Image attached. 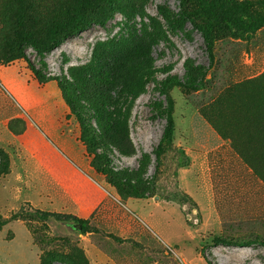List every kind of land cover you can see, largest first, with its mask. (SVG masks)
I'll use <instances>...</instances> for the list:
<instances>
[{
    "label": "rangeland",
    "instance_id": "obj_1",
    "mask_svg": "<svg viewBox=\"0 0 264 264\" xmlns=\"http://www.w3.org/2000/svg\"><path fill=\"white\" fill-rule=\"evenodd\" d=\"M214 1L230 16L205 13ZM244 16L264 20V0H0V264H92L86 234L35 208L89 219L102 264H264V25L239 29ZM27 58L61 81L41 82ZM170 78L199 87L170 88L175 127L157 163ZM123 82L111 93L132 154L99 135L85 143L67 97L99 131L96 93ZM96 151L149 196L121 195ZM134 216L155 218L160 238L128 229Z\"/></svg>",
    "mask_w": 264,
    "mask_h": 264
},
{
    "label": "trees",
    "instance_id": "obj_2",
    "mask_svg": "<svg viewBox=\"0 0 264 264\" xmlns=\"http://www.w3.org/2000/svg\"><path fill=\"white\" fill-rule=\"evenodd\" d=\"M218 9L221 12H223L227 17L230 16L228 8L223 6V4L220 1H214L210 4H205L203 7V10L205 13L210 14L213 12V10ZM215 21V17H214ZM216 22V21H215ZM217 23V22H216ZM213 24V23H212ZM264 25V20H255L251 19L249 17H243L241 21L238 23V28L240 29H249V30H257L259 27ZM210 24L206 29H201L202 35L205 38L208 45L211 42L210 38ZM27 61L29 62L30 68L32 72L36 75V77L41 81L45 82L52 79H58L54 76H44L40 73L38 68L34 65L31 59L27 58ZM60 80V79H58ZM61 81V80H60ZM130 82H123L121 84L117 83L116 87L114 85H108L104 84L102 85L97 92L96 96V102L100 104V107L97 109L96 115L100 114V129H96L91 122H89L87 115L85 112L81 111L80 108H77L75 106V102L72 96H67L68 100L71 103V106L77 115L78 119L81 122L82 126V140L87 143L89 140L93 141L94 143L97 142L96 135H99L100 138H103L106 142H110L116 147H118L121 152L123 153H131L133 152V144L131 141V138L129 136V128H128V115L125 111H122L121 108H118L117 106L120 104H115L113 101H117V98L112 95V91L117 88L118 90L128 89ZM180 86V87H199L198 84H191L190 82H187L186 80H181L178 78H170V80L164 81L160 83L159 91L162 95L165 97V103L161 101L159 104V111L162 113V115L165 118V125L163 129V133L161 135V138L159 140L158 146L153 150V153L155 154L157 163L159 162L160 154H161V146L164 142L169 141L174 132V119H173V101L170 95V88L172 86ZM122 88V89H121ZM116 89V90H117ZM121 106V105H120ZM118 108V110H115ZM261 131V130H260ZM93 158V167L100 173L106 176L107 181L116 186L120 192L121 195H128V196H136L139 198L148 197L149 194L144 193H138L135 192L132 185H129L127 180V176H122L120 178V173L118 171H114V168L110 166L109 163V157L107 156V153L104 152V158L107 159V163L101 159H98V157L101 155V152L96 151ZM190 160H186L179 163V167H187L190 162ZM110 166L109 168H107ZM3 172L6 173L8 169V164H3ZM127 185L129 190H125V188L121 187V185ZM155 186V182L153 181L152 187ZM35 213L38 216V218L42 220H48L50 218L64 222V221H75L80 222L82 224V234H86L88 231H90V220L87 218H81L73 213H66L61 211H54V210H45L40 208H35ZM120 240V239H119ZM234 240H232L229 237H222V236H215V244L219 243H233ZM205 253V252H204ZM203 256L206 258V260L210 264H214L206 254H203ZM46 262V263H45ZM54 264V261L52 258H44L42 260V264Z\"/></svg>",
    "mask_w": 264,
    "mask_h": 264
},
{
    "label": "crops",
    "instance_id": "obj_3",
    "mask_svg": "<svg viewBox=\"0 0 264 264\" xmlns=\"http://www.w3.org/2000/svg\"><path fill=\"white\" fill-rule=\"evenodd\" d=\"M41 164V163H40ZM42 165V164H41ZM43 166V165H42ZM180 168H185V167H180ZM44 170L47 172V175L49 176H54V169L53 168H45L44 167ZM68 193V192H67ZM78 200V198L76 199ZM132 200H127V203H130ZM127 203L124 204L125 205V208H127ZM79 204V208L80 209H84L86 206L83 204V203H78ZM114 220H117L116 217L114 218ZM131 222L128 224L129 228L128 229H132L133 233L134 234H138V236L141 234V231L143 233H145L147 231V229H149L152 233H153V237L154 238H160L157 233H158V225L157 223H155L156 219L154 218V220H151L149 218H146L145 220H139L138 218H136V216L132 217L131 219ZM122 222L119 223L118 226H116L115 228L116 229H119L120 231H122V237H125L123 235V231H124V228L122 226ZM126 231V229H125ZM157 232V233H156ZM92 233H96L94 231H88L86 233V235H82L83 237V240H82V244L84 245V248L86 249V253L88 255V257L90 258V261L92 262V264H102L104 263V261H107V258L105 256H103L101 253H98L97 252V245L96 243H94L93 241L90 240L91 238V234ZM162 240V239H161ZM163 241V240H162ZM97 253V254H96ZM110 261L109 264H114L113 260H108Z\"/></svg>",
    "mask_w": 264,
    "mask_h": 264
},
{
    "label": "water",
    "instance_id": "obj_4",
    "mask_svg": "<svg viewBox=\"0 0 264 264\" xmlns=\"http://www.w3.org/2000/svg\"><path fill=\"white\" fill-rule=\"evenodd\" d=\"M65 226L70 228L73 231H82V224L80 222H75V221H64L63 222Z\"/></svg>",
    "mask_w": 264,
    "mask_h": 264
}]
</instances>
